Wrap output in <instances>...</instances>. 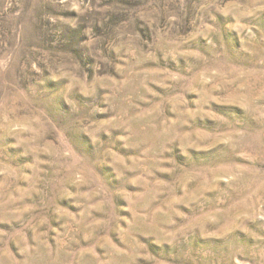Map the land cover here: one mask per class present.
I'll return each instance as SVG.
<instances>
[{
    "label": "rangeland",
    "instance_id": "374dc122",
    "mask_svg": "<svg viewBox=\"0 0 264 264\" xmlns=\"http://www.w3.org/2000/svg\"><path fill=\"white\" fill-rule=\"evenodd\" d=\"M0 264H264V0H0Z\"/></svg>",
    "mask_w": 264,
    "mask_h": 264
}]
</instances>
